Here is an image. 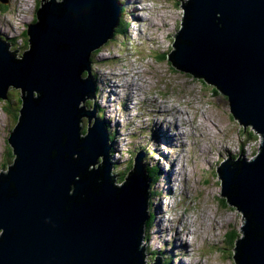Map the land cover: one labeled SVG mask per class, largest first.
<instances>
[{"label":"water","instance_id":"water-1","mask_svg":"<svg viewBox=\"0 0 264 264\" xmlns=\"http://www.w3.org/2000/svg\"><path fill=\"white\" fill-rule=\"evenodd\" d=\"M180 11L177 36L193 42L171 52V63L210 73L204 79L227 95L234 116L262 136L258 154L219 171L222 195L252 216L235 263L264 264V0H180ZM121 14L123 0H41L21 56L0 38V98L14 87L21 100L9 135L17 158L0 173V264H167L147 221L153 178L143 153L115 183L117 135L110 130V141L97 108L87 109L92 55Z\"/></svg>","mask_w":264,"mask_h":264},{"label":"rangeland","instance_id":"rangeland-1","mask_svg":"<svg viewBox=\"0 0 264 264\" xmlns=\"http://www.w3.org/2000/svg\"><path fill=\"white\" fill-rule=\"evenodd\" d=\"M40 2L41 0H0V32H12L8 35V40L11 41L13 50L20 49L19 53L25 50V45H28L27 34L23 32L36 20V7L38 10ZM179 4L180 0H123L124 21L129 24L123 32L103 45L101 52L93 58L95 76L98 77L99 74L98 88L94 103L92 101V105L87 109L93 110L94 106H98L99 113L101 112L109 122L110 130L117 135L115 179L117 177L128 180L125 174L131 163L132 167L136 153L142 148L148 151L153 166L156 167L155 172L161 173L158 176L160 180L154 187L161 193L151 202L152 219L149 229L154 234L158 227L165 228V224H160L159 221L162 211L155 205L156 201L162 198L165 203L163 219L170 215L180 216L182 220L177 223V227L182 230L180 235L182 241L183 237L186 238L184 240L186 247H182L181 241L176 242V239H173L174 231L171 230L165 232L164 238L156 239L167 264H182V261L184 264H235L234 248L236 242L244 237L243 227L248 219L245 220L242 212L231 204L226 208L220 207L221 202L226 198L221 193L222 182L218 169L225 160L256 154L262 136L254 133L251 126L246 128L243 126L234 116L227 95L215 84L211 83L216 87L217 92L210 84L203 83L200 77L192 76L187 70L174 66L167 57L166 54L169 55L170 52L177 53L176 49H186L189 46L188 41L193 42L177 36L181 20L184 18ZM136 8L145 18L141 16L138 19ZM130 10L132 16L127 14ZM11 14L12 18H10ZM8 22L12 25V29L7 26ZM164 23H167L168 28ZM153 25L158 32L154 39L150 32ZM142 32L146 34L145 37L142 36ZM177 63L186 69L179 63L178 57ZM134 70L143 71L145 77L143 84L146 85L147 93H141L140 96H146L151 102L150 106H137L136 100H132L131 87L120 90L118 97L112 93L110 87H106L105 74L110 77L111 80L107 81L111 84L115 82L122 84L126 81L131 82ZM210 79L214 80V78ZM221 80L227 82V79L219 77L216 81L218 85ZM149 86L151 90L148 89ZM141 87L139 92L143 91ZM110 100L112 108H107ZM7 101L10 102L7 105L10 107L5 110L4 98H0V173L8 172L17 158L14 147L9 142V133L17 122L16 113L21 107L20 89L11 87ZM153 106L157 108V112L159 107V110L165 111L168 109H164V106L171 107L176 116L180 114L179 111H188L191 116L185 128L187 137L177 135L178 130L183 128L177 129V121L175 119L171 121L169 114L160 115L164 111L159 112L160 116H157L152 110ZM147 108L149 109L146 110ZM165 119L167 122L163 123V127L167 136L161 129V120L164 122ZM84 120L87 130V118ZM202 127L206 128V132ZM202 133L205 136L209 133L211 139L205 142L200 137ZM173 138H176V141ZM186 143H189V146H186ZM197 144L212 146L213 154H200L197 147L194 148ZM182 170L183 174L180 176ZM184 170H187V175ZM132 171L133 168L130 172ZM167 174L170 175L167 177ZM171 179L173 189L171 187L166 189L167 185H171ZM158 183H162L163 188L158 186ZM162 194L169 198L164 199L160 196ZM168 201L173 203L170 205ZM232 219L233 221L229 223ZM172 226L176 225L172 224ZM207 226L213 229L210 234L206 233ZM232 229L239 232L234 231V237L231 238L234 242L233 247L227 242V233ZM191 230H195V233L191 234ZM181 247L189 253L184 250H182L183 254L179 253Z\"/></svg>","mask_w":264,"mask_h":264},{"label":"bare ground","instance_id":"bare-ground-1","mask_svg":"<svg viewBox=\"0 0 264 264\" xmlns=\"http://www.w3.org/2000/svg\"><path fill=\"white\" fill-rule=\"evenodd\" d=\"M165 1V0H164ZM131 2V1H130ZM126 3V2H125ZM135 4V3H134ZM130 5V4H129ZM138 5V4H137ZM125 6V5H124ZM136 6V5H135ZM154 7V6H153ZM134 9V8H133ZM137 9V12L136 13H138L136 16L138 17V19H140V17L141 16H143V14L142 13H140V12H138L139 10H138V8H136ZM134 12V11H133ZM127 14H130V16H132L131 14V10L130 11H128L127 12ZM13 17V15L11 14V16H10V18H12ZM143 18H145V16H143ZM137 18H136V20H138ZM165 20V19H164ZM8 21H11V20H8ZM3 22V21H2ZM164 25L166 26L167 25V23H164ZM5 26V25H4ZM7 26L9 27V28H11L12 29V25L8 22L7 23ZM167 27V26H166ZM136 28V27H135ZM168 28V27H167ZM167 28H164L165 30L167 29ZM154 30V31H153ZM150 32H151V37H152V39H154V36L155 35H157L158 34V32H157V30L154 28V25L150 28ZM12 33V32H11ZM11 33H5V32H3V33H1L0 32V36H1V38L2 39H5V41H7L8 39H9V37H8V35H11ZM142 34V36L144 35V37H145V33H141ZM132 37H134V36H132ZM151 37H149V38H151ZM147 38V37H146ZM149 40H151V39H149ZM191 44V42L189 41V45ZM10 48H11V46H10ZM12 49V48H11ZM103 63H105V62H103ZM183 66L184 67H187V65H184L183 64ZM189 68H190V70L197 76V72L198 71H200V74L198 73V75L199 76H201V78H205L208 74H210V73H207V72H204V71H201V70H198L197 69V72H196V70L193 68V67H190V66H188ZM187 69V68H186ZM99 70V69H98ZM100 71V70H99ZM103 72V71H102ZM98 74V73H97ZM194 74H191L192 76H195ZM104 76H106L105 77V84H106V87L108 88V87H110L111 88V91H112V93L115 95V96H119V94H120V90H126L128 87H131V94H132V100H136V105L138 106V105H141V106H150V103L151 102H149L148 101V98L146 97V96H140V94L142 93V94H145V93H147V91L145 92V88H146V85L145 84H143L144 83V79H145V77H143L144 76V74H143V71H138V70H134V75H133V77H132V80H131V82H128V81H126L125 83H122V84H119V83H114V84H111V82L110 81H107V80H111L110 79V77L107 75V74H105ZM97 77V76H96ZM98 77H99V74H98ZM97 77V78H98ZM119 77V76H118ZM124 77V76H123ZM108 78V79H107ZM120 78V77H119ZM209 78H214V77H212L211 75H209ZM125 79V78H124ZM102 81V80H101ZM101 83V82H100ZM141 84H143L142 85V87H141ZM152 84V82L150 83V85ZM102 86V85H101ZM104 86V85H103ZM140 87L143 89V91H141V92H139V89H140ZM150 88V86L148 87V89ZM153 89V88H152ZM219 89V88H218ZM149 90H151V88L149 89ZM130 91V90H129ZM33 92H34V94L35 95H37L38 93H37V91L36 90H33ZM131 100V101H132ZM156 102H160V101H157V99H154ZM95 100H93V102H94ZM161 103H163L162 101H161ZM153 104V103H152ZM111 105V100H110V104L109 105H107L106 107L107 108H109V107H111L110 106ZM136 105H134V106H136ZM158 105V104H157ZM166 106V105H165ZM165 106H164V109H168L167 111H165V110H159L160 109V107H159V109H158V112H157V108H155V106H153L152 107V110H153V112L157 115V116H160V115H175L176 113H175V111L173 112V110H171L170 108H165ZM168 106V105H167ZM104 107V106H103ZM112 108V107H111ZM149 108H147L146 110H148ZM110 110V109H109ZM115 110V109H114ZM162 111H164L163 113H160V115H159V112H162ZM235 111H236V109H235ZM178 112V111H177ZM171 113H173V114H171ZM179 113L180 114H178V117H177V119H176V121H177V123H178V128L177 129H181V128H183V130H178L179 132H177L176 134L178 135H183V136H186L187 137V134H186V132H185V128L187 127V122H188V118L191 116L190 114H189V112L188 111H186V112H181V111H179ZM187 113H188V115H187ZM137 115V114H136ZM153 115V114H152ZM239 115H241V114H239ZM242 116V115H241ZM206 117V116H205ZM163 118V117H162ZM174 118V117H173ZM147 119V118H146ZM149 119V118H148ZM209 119V118H208ZM179 121V122H178ZM192 121V120H191ZM207 121V120H206ZM165 122H167V120L165 119V121L164 122H162V120H161V129H163V131H164V133H165V135L167 136V134H166V132H165V129H164V127H163V123H165ZM170 123H173V122H171V121H169ZM190 122V121H189ZM208 122V121H207ZM191 123V122H190ZM207 124V123H206ZM160 125V124H159ZM207 125H209V124H207ZM15 127V126H14ZM168 127H169V125H168ZM204 130H205V132H206V128L205 127H202ZM14 129V128H13ZM221 130V132H222V129H220ZM212 132V131H211ZM201 133V132H200ZM210 133V132H209ZM209 133H207V135L205 136L204 135V133H202V136H200L201 138H203L204 140H205V142H207V141H209L210 139H211V137H210V135H209ZM217 133V132H216ZM176 134H174V135H176ZM172 135V134H171ZM215 135V134H214ZM155 136H156V134H155ZM177 138V137H176ZM176 138H173V140L174 141H176ZM172 140V139H171ZM200 141V140H199ZM202 141V140H201ZM183 143H184V140H183ZM186 146H189V143L187 144L186 143ZM182 147H184V146H182ZM197 147V149H198V151H199V153L200 154H205V153H210V154H213V151H211V149H212V146H208V145H204V146H201L200 144H197L194 148H196ZM189 149V148H188ZM185 151H186V149H184ZM188 151V150H187ZM191 151H192V149H191ZM211 151V152H210ZM182 156V155H181ZM180 156V157H181ZM184 156H186V155H184ZM134 159V158H133ZM224 163V162H223ZM222 166L223 165H221L220 166V168H222ZM185 167V166H184ZM196 167V166H195ZM195 169V168H194ZM220 169H218V173L220 172L219 171ZM184 173H185V175H187V170H184ZM194 173H196V170H194ZM171 174V173H170ZM169 174V175H170ZM183 174V170L179 173V175L181 176ZM168 174H167V177L169 176ZM174 175V174H173ZM188 178V177H187ZM186 178V179H187ZM177 181H178V178H177ZM171 185L169 184V185H167V188L166 189H168V188H170L171 187V189H173V180L171 179ZM158 186H161L162 188H163V184L162 183H158L157 184ZM176 185V184H175ZM166 187V186H165ZM161 188V189H162ZM154 189V188H153ZM155 191H158V193L160 194L161 192L157 189V188H155L154 189ZM163 193H164V191H163ZM158 194V195H159ZM170 194V193H169ZM169 194H167V195H169ZM157 195V196H158ZM161 197H164V199H168V197L166 196V195H160ZM160 196L158 197V199L160 198ZM157 199V198H156ZM157 203L155 204L156 206H159L160 207V210L162 211V213L159 215L160 217H159V221H160V224H165V228H160V227H158V230L157 231H159V232H155L153 235H154V237H155V239H159V238H164V234H165V232H167L168 233V231L169 230H171V232L172 231H174V233H173V239H176V242L177 241H181L182 242V247H186V245H185V241L184 240H186V238L185 237H183L184 238V240L182 241V239H181V237H180V235H181V233H182V230H180L178 227H177V223H180L181 222V220H182V218L180 217V216H178V217H176L175 215L174 216H172V215H170V216H168L166 219H163V215H164V213H165V210H164V205H165V203H163V199L162 198H160L158 201H156ZM173 202L172 201H168V204H172ZM169 205V207H172V206H170ZM158 207V208H159ZM232 209V208H231ZM168 210H170L169 208H168ZM172 210V209H171ZM215 217V216H214ZM251 219H252V216L250 215L249 216V218H248V220L249 221H251ZM157 220V219H156ZM184 220V219H183ZM246 220V219H245ZM210 221V220H209ZM233 221V219L232 220H230L229 221V223L230 222H232ZM185 222V221H184ZM184 222H182L183 224H184ZM208 222V221H207ZM251 223V222H250ZM172 224L173 225H176L175 227H173L172 226ZM154 225V224H153ZM213 225V224H212ZM211 225V226H212ZM224 225V224H223ZM245 225H246V222H245ZM244 225V226H245ZM182 226V225H181ZM222 226V225H221ZM177 228V229H176ZM182 228V227H181ZM250 228H251V226H250ZM176 229V230H175ZM212 230L213 229H209L208 228V226H207V229H206V233H209V232H212ZM191 232V234H194L195 233V230H191L190 231ZM210 234V233H209ZM183 235H184V233H183ZM208 237V236H207ZM193 238V237H192ZM195 241V240H194ZM187 243H189V242H187ZM191 245V244H190ZM181 247V250L179 251V253H181L182 252V250H184L183 248ZM175 250V249H174ZM185 251V250H184ZM192 251V250H191ZM187 254L189 253V251H185ZM184 252H182L181 254H183ZM182 264H184V261H182Z\"/></svg>","mask_w":264,"mask_h":264},{"label":"clouds","instance_id":"clouds-1","mask_svg":"<svg viewBox=\"0 0 264 264\" xmlns=\"http://www.w3.org/2000/svg\"><path fill=\"white\" fill-rule=\"evenodd\" d=\"M179 6H180V5H179ZM183 19H184V18H183ZM183 19L181 20V27H180V30L183 28V24H184ZM34 22H35V21H34ZM27 28H28V27H27ZM116 32H117V30L115 31V33H116ZM24 33L27 34V29H25V31L23 32V34H24ZM115 33H114V36H113V37H115V35L117 36V34L119 35V32L116 33V34H115ZM113 37H112V38H113ZM27 40H29L28 35H27ZM106 43H107V42H106ZM106 43H105V44H106ZM105 44H104V45H105ZM102 46H103V45H102ZM102 46H101L99 49L94 50V53H93L92 58H91V64H92V66H93V64H94V59H93V58L96 57V55H98V54L101 52V50H102ZM28 48H29V45H27V46L25 45V50H27ZM23 52H24V51H23ZM23 52H22V53H23ZM22 53H21V55H22ZM166 55H167V54H166ZM96 75H97V74H96ZM116 77H117V76H116ZM96 79H98V78H96ZM97 85H98V83L96 82V91H97V88H98ZM95 98H96V94H95V97H94V98L89 99V100L87 101V104H88L89 106H91V105H92V101L95 100ZM20 102H21V100H20ZM3 103H4V104H5V103L7 104V103H10V102H8L7 99H4V102H3ZM95 107H96L97 110H98V112H97L98 117L101 118V119H103V120H105V122L107 123V127L109 128V126H110V125H109V122L104 118V116H103V114H102L101 112L99 113L100 108H99L98 106H94V108H95ZM100 114H102V115L100 116ZM17 115H18V112H17ZM87 124H88V120H87ZM245 128H246V127H245ZM251 129H252V128H251ZM252 130H253V129H252ZM253 131H254V130H253ZM254 133H255V131H254ZM256 133H257V132H256ZM9 135H10V133H9ZM261 146H262V139H261V144H260L259 151H258L256 154H258V153L261 151ZM136 155H137V153H136ZM136 155H135V157H134V163H133L132 167H131V164H130V166H129L128 170H127V173L125 174V175L127 176V178L130 176V173H131L130 170H131V168L134 169V166H135V163H136V160H135V159H136ZM228 160H230V159H228ZM223 162H224V161H223ZM221 163H222V162H221ZM221 163H220V164H221ZM220 164H219V165H220ZM128 171H129V172H128ZM116 179H117V180H116ZM116 179H115L116 183H119V182L125 181L124 179H121V178L118 179L117 177H116ZM120 179H121V180H120ZM119 180H120V181H119ZM153 180H154V179H153ZM220 182H222V180H221V175H220ZM154 187H155V184L152 185L153 198H154V197H157V195H156V191H154V189H153ZM153 198H151V202H152V199H153ZM225 200H226V199H225ZM232 207H235V208L237 209V207L234 206V205H232ZM242 214H243V213H242ZM235 246H236V245H235ZM234 249H235V248H234ZM235 254H236V251H235ZM235 254H234V256H235ZM234 256H233V257H234ZM234 260H235V258H234Z\"/></svg>","mask_w":264,"mask_h":264},{"label":"trees","instance_id":"trees-1","mask_svg":"<svg viewBox=\"0 0 264 264\" xmlns=\"http://www.w3.org/2000/svg\"><path fill=\"white\" fill-rule=\"evenodd\" d=\"M36 10H37V8H36ZM124 28H125V26H124ZM124 31V29H122L120 32H119V34L121 33V32H123ZM203 83H205V82H203ZM213 89H214V91L215 92H217V89L215 88V87H213ZM94 103V102H93ZM6 104V103H5ZM8 105V103L6 104V105H3V108L5 109V110H7V109H9V107L10 106H7ZM14 108V107H13ZM17 114V113H16ZM102 114H100V116H101ZM159 176V175H158ZM154 179V178H153ZM121 180V179H120ZM119 180V181H120ZM153 184H155V179L153 180V183H152V185ZM155 189V188H154ZM155 191V190H154ZM159 193H158V191H156V195H158ZM151 198H153V192H151ZM153 200V199H152ZM227 205H229L230 206V204L228 203V201L227 200H223L222 202H221V204H220V207H223V208H226L227 207ZM235 208V207H234ZM151 219H152V216H151ZM151 219H150V222H149V226H150V223H151ZM234 231H236V232H238L237 230H235V229H232L229 233H227V242L229 243L230 242V245L233 247V240L231 239L232 237H234ZM239 233V232H238ZM239 235V234H238ZM240 236V235H239ZM232 247H231V249H232Z\"/></svg>","mask_w":264,"mask_h":264},{"label":"flooded vegetation","instance_id":"flooded-vegetation-1","mask_svg":"<svg viewBox=\"0 0 264 264\" xmlns=\"http://www.w3.org/2000/svg\"><path fill=\"white\" fill-rule=\"evenodd\" d=\"M167 57H168V54H167ZM236 264V263H235Z\"/></svg>","mask_w":264,"mask_h":264}]
</instances>
